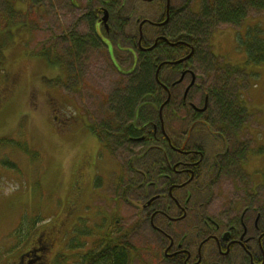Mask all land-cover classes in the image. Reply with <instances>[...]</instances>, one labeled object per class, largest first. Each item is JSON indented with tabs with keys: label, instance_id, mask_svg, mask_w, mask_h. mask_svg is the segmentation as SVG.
Returning a JSON list of instances; mask_svg holds the SVG:
<instances>
[{
	"label": "rangeland",
	"instance_id": "rangeland-1",
	"mask_svg": "<svg viewBox=\"0 0 264 264\" xmlns=\"http://www.w3.org/2000/svg\"><path fill=\"white\" fill-rule=\"evenodd\" d=\"M205 1L171 0L170 4L175 9L185 5L187 9L182 17L189 19L197 17ZM37 2L41 3L35 7L30 0H0V264L18 260L32 238L44 229L47 232V227L57 235L67 228L69 235L64 236V241L73 235L75 242H68L63 249L59 247L62 241L53 251L66 257L65 264H70L82 252L93 248L92 230L101 232L105 228L106 224H99L95 217L107 219L109 215L113 223L118 222L119 235L125 236L127 247H134L128 264H146V255L159 254L156 240L148 229L139 227L135 209L112 191L117 177L124 179L129 175L127 164L133 157L129 153L130 145L120 144L113 151L118 163L109 159L105 150H99L97 139L89 130V124L105 129L107 118L115 121L108 98L121 87L120 75L110 69L108 57L96 49H89L78 62L80 78L75 74L69 76L38 54L41 46L52 44L56 35L87 33V24L78 18L86 13L88 5L94 11L98 35L104 40L100 33L105 28L99 21L103 17L102 9L107 8L104 3L109 0ZM150 5L143 3L137 15L142 10V16L155 17L157 6L147 9ZM134 17L128 18L123 33L111 21L110 13L107 22L109 51L123 72L135 64L136 49L127 45L124 36L133 31ZM252 28L261 31L260 38L264 39V12H250L240 29L217 26L209 40L215 55L230 67H237H229L232 73L229 81L233 93L246 106L241 113L243 125L252 127L249 136L245 133L246 141H251L253 134L260 157H264V65L250 67L245 62L244 51L235 47L239 46L240 37L245 38L247 29ZM136 29L137 26L134 32ZM65 47L58 51L63 52ZM151 47L141 50L149 52ZM188 59L183 58L181 63ZM220 59L217 58L216 65L212 60L208 62L216 68ZM186 84L179 86V95ZM198 94L193 95V100ZM19 144L36 152L38 158L32 159L18 149ZM147 247L153 250L146 252ZM61 263L57 258L56 264Z\"/></svg>",
	"mask_w": 264,
	"mask_h": 264
},
{
	"label": "flooded vegetation",
	"instance_id": "flooded-vegetation-1",
	"mask_svg": "<svg viewBox=\"0 0 264 264\" xmlns=\"http://www.w3.org/2000/svg\"><path fill=\"white\" fill-rule=\"evenodd\" d=\"M154 1L144 0L146 3ZM167 2L164 0V8L169 21L171 4L166 10ZM168 21L149 25L163 27ZM107 33L105 30L100 34L110 44ZM161 37H157L158 40L156 38L151 46L157 40L156 47L162 40L174 47L175 43ZM187 48L189 51L182 57L164 62L168 66L183 65L182 70L174 74L175 79L168 81L171 86L177 87L175 97L183 107L177 113L186 114L181 118L185 125L175 124L174 121L180 117L173 112L175 120L166 130L168 135L161 123L158 132L154 129L151 131L156 141L146 146L145 134L128 135V140H124L119 130L127 128V122L122 125L119 117L118 124L114 114L116 126L112 125L113 129H110L111 143L96 138L99 150H105L109 159L116 162L113 151L120 144L130 145L129 153L131 151L133 156L127 164L130 177H117V181L112 184L113 194L120 198L123 192H130L126 188L127 183L134 180L135 188L131 197L128 195V200L120 199L135 209L136 218L140 220L139 227L148 229L156 240V251L159 254L146 255V264H264V157H260L253 132L250 136L252 140L246 141L245 133L247 136L252 127L212 126V98L205 94L204 97L190 100L193 91L201 85L198 80L200 75L206 85L215 83L216 77L211 72L214 68L209 62L212 60L213 65H216L220 56L212 51L210 42L203 47L187 45ZM201 48L203 53H200ZM188 56V60L175 63ZM218 64L221 70H225L226 63L223 60L220 59ZM114 65L119 75L130 74L134 70L123 72L117 63ZM195 67L201 72H196ZM160 69L158 66L156 71ZM186 82L179 95V86ZM162 88L167 90L165 86ZM112 111L116 113L114 109ZM188 122L191 124L186 127ZM197 123L205 127L204 135L196 130L193 133ZM117 166L121 167L120 164ZM95 218L99 224L105 223L106 226L104 229L99 227L101 232L92 230L95 237L91 244L98 246L103 238L105 247L109 244V233L114 230L112 215L107 219ZM52 231V228L47 227V232L46 229L39 232L18 260L4 264H56L58 256L53 251L64 241V236L69 235V231L65 228L59 235ZM66 239L59 247L64 249L74 237L71 235ZM150 249L147 247L146 252ZM87 253L82 252L70 264H93L98 255L88 258Z\"/></svg>",
	"mask_w": 264,
	"mask_h": 264
},
{
	"label": "trees",
	"instance_id": "trees-1",
	"mask_svg": "<svg viewBox=\"0 0 264 264\" xmlns=\"http://www.w3.org/2000/svg\"><path fill=\"white\" fill-rule=\"evenodd\" d=\"M30 1H34L33 5H35V7L41 3H38L37 0ZM143 3H145L144 0H109V2L104 3L107 7V11L111 15V21L113 20L116 22V25H118V28L122 33L125 31V28H127L126 25L129 20L128 18L135 16L134 24H131L133 31H129L127 33L128 35H124L127 41L121 37L126 41L128 46L136 49L135 68L130 74L120 75L121 81L119 83H121V87L116 89L117 91L112 94L111 98H108V105L112 106L110 107V110L114 109L116 111L115 117L116 121L118 119V124L119 117H121V121L123 119L121 123L122 125H125L124 122H127V128L122 131L119 130L121 133L120 136H122L124 140H128V135L140 136L145 134L146 146H149L156 141V137L154 139L152 136L153 133L151 131L153 129L158 132L162 123V126L166 131L170 125L174 124L173 121L175 120V117L173 112L180 117L178 121H174L176 122L175 124L178 126L185 125L181 118L186 114L179 115L177 113L179 112L178 110H183V107L180 106L175 97L177 87L171 86L168 81V79L171 78L175 79L174 74L179 73V71L182 70L183 65L168 66V64H165L164 62L174 61L185 55L189 51L187 45L203 47L210 42L209 39L211 34H213L214 29L219 25H230L240 29L250 12L256 14L264 12V0H206L202 3L199 13L196 15L197 17L189 19H184V17H182L183 10L187 9L184 8L185 5L177 9L171 8L169 21L161 28L153 27L149 24L162 23L165 21L164 0H155L154 3H150L152 5L146 6L147 9L151 6L154 8L157 6L155 9L153 8L157 13L153 18L142 16V10L141 14L139 13V16L137 15V11H140V7H142ZM71 4L74 8L77 7V4ZM127 15L129 17L126 19L125 16ZM95 18L93 9L88 5L86 13L78 18L79 22L85 21L87 24V33L81 34L78 32H70L67 35L66 33L56 35L52 39L53 43L49 46H41L38 54L46 59L52 66L66 71L69 76L75 74L77 78H80L77 67L78 62L84 54L89 52V49H96L98 50V53L102 52L108 57L107 59L110 63V69L116 70L109 55V51L107 50V55L105 53V50L107 49L106 45L95 30ZM121 21L123 23H121ZM142 21H150L151 23H145L142 25V37L139 41L138 25ZM136 26L137 29L136 32H134ZM260 33L261 31L258 29L252 28L249 30L247 29L244 39L238 35L241 43L238 42L239 46L236 45L235 47L237 49L240 48L241 52L244 51V56L246 58L245 62H247L250 67L264 65V39L260 38ZM161 36H163V38L165 37L166 41L175 43L174 47L168 46L161 40L153 50L149 52L141 50V48L150 47L152 42L157 37L162 38ZM63 45L66 46L65 50H63V52L58 51ZM200 53H203L202 48ZM158 66L161 68L159 72L156 71ZM225 66V71L221 70L219 65L212 69L211 72L213 73V76L216 77L215 83L211 84L213 85L212 87H209V84L206 85V83H204L203 77H199L198 80L201 82V85L196 87L190 98L191 101H194L192 97L196 93H199L198 97H204V95L207 94L212 98L213 105L211 109L213 117L211 121L212 126L215 127L243 125L241 113L242 110H246V106L241 103L238 94L235 95L231 89L232 84L229 81L232 77L231 70H229L230 65L226 64ZM230 68L235 69L237 67L233 66ZM195 69L197 70V67H195ZM220 70L222 71V74H220ZM204 71L203 68L202 72ZM209 71L210 70H207V72ZM156 72L158 75L157 80L162 86L155 81ZM199 72L201 71L199 70ZM245 72L246 70H244V73ZM60 84H62V82ZM163 86H165L167 90H163ZM161 107L163 108L161 109ZM247 116L248 115L246 114V117ZM109 120H111V118H107L105 129L97 127L95 124H89L90 132L96 138L101 139L107 144L111 143L112 125L116 126L114 121ZM190 124L191 122H188L186 127ZM195 130L201 135L206 133L205 127H203L201 123L196 124V129L193 130V133ZM166 133L168 135L167 131ZM171 141L173 142V140ZM17 148H21L23 152L29 155L32 159L38 158L37 153L33 150H29L20 144ZM134 186L135 182L133 179L128 181L126 188L130 192H123L120 198L128 200L129 196L131 197L133 193ZM113 225L115 226L114 230L109 233L108 239L105 238L109 240V244L104 247L103 244L105 240L103 242V238H101L99 241L100 244H98L99 249H101L100 251L96 250L97 247L95 244L93 245V248L88 250V255H86L88 258L92 255H98L94 258L93 264L129 263V254L134 247H127V244L124 243L125 236L122 237L119 235L118 222L115 221ZM115 233L116 235L115 237L113 236V239L111 235ZM57 258L58 262H62L61 264H65L67 261V258L62 255H59Z\"/></svg>",
	"mask_w": 264,
	"mask_h": 264
},
{
	"label": "water",
	"instance_id": "water-1",
	"mask_svg": "<svg viewBox=\"0 0 264 264\" xmlns=\"http://www.w3.org/2000/svg\"><path fill=\"white\" fill-rule=\"evenodd\" d=\"M168 6H169V1H168V3H167V9H168ZM103 13H104V16L102 17L101 22L104 24L105 28L107 29L108 13H107L106 10H104ZM167 21H168V17H167V19H166L165 22H167ZM145 22H147V21H143V22H141L140 25H139V40H140L141 37H142L141 28H142V25H143ZM163 39H164V38H163ZM156 42H157V41H156ZM156 42H155V44L151 47V50L155 47ZM187 58H189V56H188ZM181 61H182V60H180L179 62H181ZM155 79H156V81H158V80H157V73H156V75H155ZM166 103H167V101H166ZM162 108H163V107H161V109H162ZM161 109H160V113H161Z\"/></svg>",
	"mask_w": 264,
	"mask_h": 264
},
{
	"label": "bare ground",
	"instance_id": "bare-ground-1",
	"mask_svg": "<svg viewBox=\"0 0 264 264\" xmlns=\"http://www.w3.org/2000/svg\"><path fill=\"white\" fill-rule=\"evenodd\" d=\"M171 8H173V7H171Z\"/></svg>",
	"mask_w": 264,
	"mask_h": 264
}]
</instances>
